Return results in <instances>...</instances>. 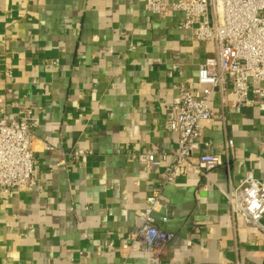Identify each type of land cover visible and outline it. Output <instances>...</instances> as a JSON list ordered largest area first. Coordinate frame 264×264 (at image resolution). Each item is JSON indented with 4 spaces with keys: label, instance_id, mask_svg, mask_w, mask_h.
I'll return each mask as SVG.
<instances>
[{
    "label": "crops",
    "instance_id": "0c3cea01",
    "mask_svg": "<svg viewBox=\"0 0 264 264\" xmlns=\"http://www.w3.org/2000/svg\"><path fill=\"white\" fill-rule=\"evenodd\" d=\"M182 20L146 0H0V117L39 121L35 185L0 190V264H264V230L236 221L221 192L264 180V112L231 92L193 146L223 167L164 189L154 219L173 239L159 257L129 250L162 172L131 157L178 149L166 124L182 86L200 95L214 51Z\"/></svg>",
    "mask_w": 264,
    "mask_h": 264
},
{
    "label": "built area",
    "instance_id": "2783aa9c",
    "mask_svg": "<svg viewBox=\"0 0 264 264\" xmlns=\"http://www.w3.org/2000/svg\"><path fill=\"white\" fill-rule=\"evenodd\" d=\"M146 10L158 19L171 12L180 13L183 20L179 28L214 49L199 67L200 95L182 86L176 115L166 124L169 132L179 136L178 149L131 157L132 161L148 163L162 172L147 200L142 223L129 239V250L144 249L159 257L173 239L158 228L154 219L164 189L174 185L183 172L205 175L223 167L221 154L193 156L194 144L202 142L207 125L216 118L212 111L215 95L218 93L224 103L231 92L246 107H258L264 112V0H146ZM38 126L39 121L29 111H24L16 124L0 117V190H27L35 185L38 163L33 142ZM233 148V139L227 137L225 153H231ZM74 155L86 158L84 150ZM221 192L236 221L264 230V180L249 174L238 187Z\"/></svg>",
    "mask_w": 264,
    "mask_h": 264
}]
</instances>
